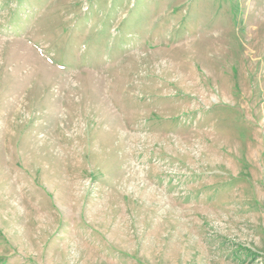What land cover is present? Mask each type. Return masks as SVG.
<instances>
[{"label": "rangeland", "instance_id": "rangeland-1", "mask_svg": "<svg viewBox=\"0 0 264 264\" xmlns=\"http://www.w3.org/2000/svg\"><path fill=\"white\" fill-rule=\"evenodd\" d=\"M0 264H264V0H0Z\"/></svg>", "mask_w": 264, "mask_h": 264}]
</instances>
